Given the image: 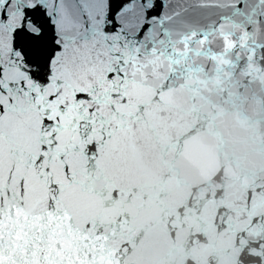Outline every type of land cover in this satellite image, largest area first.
<instances>
[{"label":"snow or ice","instance_id":"6c2138e0","mask_svg":"<svg viewBox=\"0 0 264 264\" xmlns=\"http://www.w3.org/2000/svg\"><path fill=\"white\" fill-rule=\"evenodd\" d=\"M238 72L264 73V0H0V264H134L104 211L129 94ZM254 227L235 264H264Z\"/></svg>","mask_w":264,"mask_h":264},{"label":"water","instance_id":"95a60500","mask_svg":"<svg viewBox=\"0 0 264 264\" xmlns=\"http://www.w3.org/2000/svg\"><path fill=\"white\" fill-rule=\"evenodd\" d=\"M129 95L122 110L134 115L110 168L115 196L104 211L123 215L130 258L235 264L238 242L258 230L248 228L250 218L264 213V73Z\"/></svg>","mask_w":264,"mask_h":264}]
</instances>
